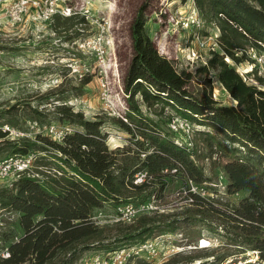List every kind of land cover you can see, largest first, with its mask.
I'll return each instance as SVG.
<instances>
[{
  "label": "trees",
  "instance_id": "16d2710c",
  "mask_svg": "<svg viewBox=\"0 0 264 264\" xmlns=\"http://www.w3.org/2000/svg\"><path fill=\"white\" fill-rule=\"evenodd\" d=\"M151 2L146 0L131 26L133 57L123 79L127 122L108 117L88 120L66 105H56L53 112L31 104L0 111V159L34 155L35 166L38 160H53L61 171L53 181L64 187L63 191L47 188L39 180L23 178L18 195L6 194L1 207L20 213L26 236L0 246L11 254L0 264H20L29 258L37 264H51L58 255L74 250L73 243L86 240L82 235L99 227L75 224L85 221L94 209L152 201L162 213L145 214L132 226V234L110 245H86L79 254L110 252L121 244L145 242L157 233H191L198 241L206 230L226 240L221 247L228 246L227 252L218 261L251 251L257 263L264 264V77L257 68L248 75L255 83H248L237 71L240 65L254 64L250 50L264 52V0H194L201 19L220 33L218 48L195 74L180 69L155 47L146 27ZM197 76L203 78L201 87L194 85ZM214 82L237 103L235 108L217 105ZM169 110L194 124L191 146L179 143L170 132L169 123L175 116ZM22 112L40 125H49L53 115L74 132L60 143L46 135L12 140L11 131L2 126L15 127L11 119ZM108 123L129 135L128 145L110 147ZM216 156L227 193L245 194L238 203L192 192L191 183L205 190L212 184L203 163L213 162ZM138 175H145L141 183H136ZM196 258L183 259L189 263Z\"/></svg>",
  "mask_w": 264,
  "mask_h": 264
},
{
  "label": "rangeland",
  "instance_id": "374dc122",
  "mask_svg": "<svg viewBox=\"0 0 264 264\" xmlns=\"http://www.w3.org/2000/svg\"><path fill=\"white\" fill-rule=\"evenodd\" d=\"M39 1L44 4L46 0ZM14 2L16 0H0V111L31 104L40 110L53 112L56 105H66L75 112H82L88 120L97 117L120 118V115H125L127 98L123 79L133 57L131 26L146 0H57L56 14L50 20L46 21L41 13L45 12L44 7L38 10L33 8L23 23L17 25L12 23L9 14ZM67 9L71 10L70 17L64 16ZM196 13L198 11L194 0H152L146 26L158 51L180 69L193 74L207 64L211 51L216 50L215 44H218L220 35L216 26L204 21L202 28L193 26L192 19ZM252 50L253 54L264 57V52ZM257 68L258 64L255 63L243 64L237 67V71L248 83H255L253 77L248 78V75ZM202 79L197 76L194 85L201 87ZM212 89L217 105L235 108L237 103L219 83L214 82ZM49 92L50 99L46 96ZM169 111L175 117H180L173 110ZM11 120L15 127L2 126L3 129H10V139L22 138L21 134L32 139L38 135L31 127L32 121L23 112ZM53 123L67 125L51 115L49 124ZM109 123L105 130L109 134L110 147L117 149L128 145L129 135ZM175 137L183 143L187 141L182 135ZM48 161L45 163L38 160V164L35 166L34 163L27 172L21 175L12 173L8 179L0 182V246H7L12 241L17 243L21 237L26 236L21 226L20 213L1 207L6 194L18 195V184L23 178L39 180L43 187L52 186L63 191L64 187L59 185V181H53V177H57L54 175L61 171L53 160ZM203 166L206 176L212 181L204 189L207 195L227 198L232 203H238L245 195L242 192L227 193V181L219 168L217 156L213 162L205 161ZM134 206L141 209L140 206ZM155 211L163 212L156 207L145 211L141 209L135 220L129 223L120 220L117 208L94 209L85 221L77 220L75 224L80 223L82 228L87 224H97V230L90 229L93 232L82 235L86 240L76 241L71 246L73 248L76 245L74 250L58 255L50 263L65 264L77 258L73 264H91V257L109 251L93 250L80 255L84 246L110 245L132 234V226L140 217L145 214L153 216ZM41 218L39 216L36 220ZM192 231L196 235V230ZM154 236L162 241L161 250L174 248V251L170 250L172 253L166 256H155L148 264H169L174 259L180 260L181 264H258L256 253L251 251L230 256L225 262L218 261L227 252L225 249L228 246L221 247L226 240L206 230H202V237L198 241L193 234L185 232L157 233ZM216 238L219 239L218 243L213 242L209 248L199 249L202 240ZM128 246L121 244L118 249ZM179 248L184 251H179ZM6 250L1 248L0 253ZM10 256L1 257L0 263ZM188 256L198 258L187 263L183 258ZM20 264H37V261L29 258Z\"/></svg>",
  "mask_w": 264,
  "mask_h": 264
},
{
  "label": "built area",
  "instance_id": "2783aa9c",
  "mask_svg": "<svg viewBox=\"0 0 264 264\" xmlns=\"http://www.w3.org/2000/svg\"><path fill=\"white\" fill-rule=\"evenodd\" d=\"M56 4H57V0H46L44 4L39 0H16V2L13 3L9 11L10 18L14 25L21 24L23 23V21L31 11V9L34 8L38 10V8L44 7L45 12L42 11L41 13L44 15L45 20L47 21L50 20L56 14L55 13ZM71 15H72L71 10L67 9L64 16L70 17ZM192 25L197 28L203 27V20L201 19L198 13L194 15V18L192 19ZM215 45H216L215 48L217 49L218 48L217 42ZM252 51L253 50H251L250 52L251 58L253 59L255 64H258L259 75L264 77V57L257 53L253 54ZM119 117L127 122V120L125 119V115H120ZM31 127L36 131L38 135L40 134L46 135L50 137L53 141L58 143L62 142L67 135H70L74 132V128L70 125H57L54 123L49 125H40L35 122L32 123ZM7 130L10 129L8 128ZM169 130L173 134L182 135L183 137H186L187 139L186 144L191 146L190 141L193 139L195 134V127L192 122L183 119L181 117H175L169 123ZM21 135L23 137V134ZM177 141L181 143L179 140ZM35 159L36 157L34 155H30L27 157L11 156L4 159L3 161H0V182L8 179V177L11 176L12 173L16 175H21L27 172L35 163ZM144 177L145 175H138L136 179V183H141ZM191 187H192V192L194 193H200L204 197L210 196L209 194L207 195L204 189H198L197 187H194L192 183H191ZM140 207L142 211H145V210L153 209V207H156V204L155 201H152L151 203L141 205ZM141 209L135 207L132 204L120 206L117 208L120 216V220L122 222H129V223L135 220ZM159 240L160 239L158 237H154L145 242L132 244L129 245L128 247H124L122 249H116L106 254L95 255L91 257V264H137L138 261L149 262L151 261V259H155V256L158 257L161 255L166 256L168 253L170 254L174 251L173 250L174 248L172 249L167 248L161 250L160 248L162 246L161 243L162 241ZM203 241L204 240L201 241V244ZM207 242L209 243V246H211L213 242L215 244L218 243L219 239L216 238L214 240H210ZM200 246L202 245H199V248ZM170 250H172V252H170ZM178 250L184 251V249L182 248H179ZM9 256L10 255L8 250L0 253V258L1 257L7 258Z\"/></svg>",
  "mask_w": 264,
  "mask_h": 264
},
{
  "label": "bare ground",
  "instance_id": "6f19581e",
  "mask_svg": "<svg viewBox=\"0 0 264 264\" xmlns=\"http://www.w3.org/2000/svg\"><path fill=\"white\" fill-rule=\"evenodd\" d=\"M201 245H202V246H200L199 249H207V248L210 247V246H209V243L207 242V240H204V241L202 242Z\"/></svg>",
  "mask_w": 264,
  "mask_h": 264
}]
</instances>
